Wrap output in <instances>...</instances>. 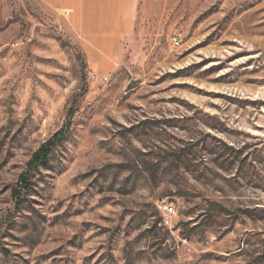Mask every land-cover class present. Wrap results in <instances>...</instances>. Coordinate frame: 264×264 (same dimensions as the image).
I'll return each mask as SVG.
<instances>
[{"label": "rangeland", "instance_id": "rangeland-1", "mask_svg": "<svg viewBox=\"0 0 264 264\" xmlns=\"http://www.w3.org/2000/svg\"><path fill=\"white\" fill-rule=\"evenodd\" d=\"M0 264H264V0H140L111 60L0 0Z\"/></svg>", "mask_w": 264, "mask_h": 264}, {"label": "crops", "instance_id": "crops-1", "mask_svg": "<svg viewBox=\"0 0 264 264\" xmlns=\"http://www.w3.org/2000/svg\"><path fill=\"white\" fill-rule=\"evenodd\" d=\"M73 22L83 45L115 59L134 31L140 0H41Z\"/></svg>", "mask_w": 264, "mask_h": 264}, {"label": "trees", "instance_id": "trees-1", "mask_svg": "<svg viewBox=\"0 0 264 264\" xmlns=\"http://www.w3.org/2000/svg\"><path fill=\"white\" fill-rule=\"evenodd\" d=\"M67 130V125L62 126L34 152V154L27 163V170L20 175V182L22 183V186H27L28 176L31 171H33L39 164H41L47 159L52 148L64 138Z\"/></svg>", "mask_w": 264, "mask_h": 264}, {"label": "built area", "instance_id": "built-area-1", "mask_svg": "<svg viewBox=\"0 0 264 264\" xmlns=\"http://www.w3.org/2000/svg\"><path fill=\"white\" fill-rule=\"evenodd\" d=\"M172 41H173L174 44H178L179 36L178 35L173 36L172 37ZM166 210L169 213V212H171L173 210V207L172 206H168V207H166Z\"/></svg>", "mask_w": 264, "mask_h": 264}]
</instances>
